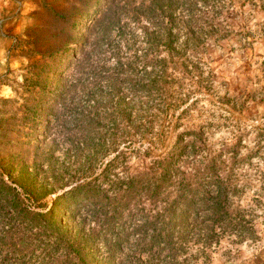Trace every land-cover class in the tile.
I'll return each instance as SVG.
<instances>
[{
    "label": "rangeland",
    "instance_id": "374dc122",
    "mask_svg": "<svg viewBox=\"0 0 264 264\" xmlns=\"http://www.w3.org/2000/svg\"><path fill=\"white\" fill-rule=\"evenodd\" d=\"M152 1L0 0V186L10 185L42 211L12 181V171L32 166L41 182L37 166L48 172L57 162L77 166V145L90 139L95 123L82 105L89 95H103L100 114L110 112L112 119L101 121L103 135L93 141L110 146L113 136L118 145L99 155L87 151L80 161L89 159L97 175L118 155V171L159 173L167 150L188 144L184 169L183 160L195 157L225 162L222 174L238 184L235 207L246 209L256 238L225 236L197 264H264V0H175L201 42L186 54L181 35L174 58L167 39H155L152 22L135 18ZM109 14L131 28L112 25L106 32ZM102 34L101 86L89 95L65 93L92 50L87 41ZM62 190L46 196L49 206Z\"/></svg>",
    "mask_w": 264,
    "mask_h": 264
},
{
    "label": "trees",
    "instance_id": "16d2710c",
    "mask_svg": "<svg viewBox=\"0 0 264 264\" xmlns=\"http://www.w3.org/2000/svg\"><path fill=\"white\" fill-rule=\"evenodd\" d=\"M176 3H143L135 17L137 21L145 17L152 22L156 27L155 39H167L173 58L181 47V35H186V54L201 42L194 26L189 24L192 17L180 16ZM120 23V15L109 14L106 32L112 25L131 28L129 21L125 25ZM186 28L187 32L182 34ZM206 37L207 34L203 39ZM105 41L104 34L87 41L92 50L78 63L81 75L64 82L65 93L89 95L90 90L101 86L107 57ZM119 51L115 49L113 53L121 61ZM61 54L62 51L57 53ZM88 98L82 105L83 111L93 114L95 123L89 132L90 139L77 145V166L57 162L51 172L37 166L44 174L41 182L35 179L37 174L30 170L32 166L24 165L20 174L12 171L10 177L21 186L26 199L43 210L32 209L19 192H11L10 185L0 186V264H197L201 257L209 259L212 248L225 236H235L239 241L256 238L253 220L246 209L235 207L238 184L230 174H222L225 162L195 157L183 160L187 163L184 169L181 161L188 144L173 151L167 150V144V152L159 160V173L125 174L126 168L118 171L121 166L117 155L95 175L89 159L80 161L84 153L109 152L118 145V137L112 136L114 142L110 146L93 141L95 136L103 135L105 126L101 121L112 118L110 112L100 114V107L107 106L103 95ZM187 101V97L183 98L181 105ZM194 151L197 154L196 147ZM67 185L70 187L64 189ZM58 188L63 190L49 206L46 196ZM194 257L196 260L190 259Z\"/></svg>",
    "mask_w": 264,
    "mask_h": 264
}]
</instances>
